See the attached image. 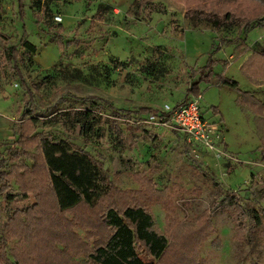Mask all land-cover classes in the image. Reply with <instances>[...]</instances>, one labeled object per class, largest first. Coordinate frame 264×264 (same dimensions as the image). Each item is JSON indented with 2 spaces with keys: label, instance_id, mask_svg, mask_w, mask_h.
I'll use <instances>...</instances> for the list:
<instances>
[{
  "label": "rangeland",
  "instance_id": "1",
  "mask_svg": "<svg viewBox=\"0 0 264 264\" xmlns=\"http://www.w3.org/2000/svg\"><path fill=\"white\" fill-rule=\"evenodd\" d=\"M210 12L230 19L192 25L194 14ZM250 19L260 26L243 31ZM253 50L264 53V0H0V264H93L87 253L107 231L108 198L93 210L56 207L37 160L42 136L92 154L113 187L138 189L123 193L126 204L153 218L166 255L176 248L171 223L207 212L212 232L195 261L264 264V72L253 73ZM208 58L211 73L237 88L210 78L188 94H200L218 156L134 111L180 101L190 70ZM83 110L87 119L76 113ZM84 123L92 125L86 135ZM24 167L30 176L17 175ZM148 189L168 190L166 212ZM225 190L254 217L256 231L240 240L216 203Z\"/></svg>",
  "mask_w": 264,
  "mask_h": 264
},
{
  "label": "trees",
  "instance_id": "2",
  "mask_svg": "<svg viewBox=\"0 0 264 264\" xmlns=\"http://www.w3.org/2000/svg\"><path fill=\"white\" fill-rule=\"evenodd\" d=\"M200 14L198 13L197 16L194 14L196 20L193 21L192 25L205 20L215 29L224 21L230 19L228 12H223L221 16L213 12ZM254 26H260L258 19L242 22L241 28L245 31L247 28ZM23 46L31 51L35 49L34 45L28 41H23ZM252 53L260 61L253 72L257 75L258 70L264 72L263 66L260 67V64L262 65L264 61V53L254 50ZM254 59L257 60V58ZM210 64L211 60L208 58L203 66L195 71L190 70L189 86L184 91L181 100H185L189 96V91L197 88L200 81H207L210 78L228 88H236V81L221 74H212ZM249 75L253 74L250 72ZM134 111L138 115L145 116L154 113L156 108L138 106ZM76 113L84 119L90 116V112L86 110L76 111ZM91 128L92 125L90 124H82V134L86 135ZM27 137H30V135L27 134ZM39 141V157L37 160H41L47 172V184L60 212L75 210L79 206H86L90 210L99 206L103 208L101 201L106 198H108L106 200H110L100 214L101 225L107 231L98 236L96 241L94 240L91 251L87 253V258L91 263L202 264V262L195 261L194 253L198 245L212 232L207 212L196 214L189 221L178 224L180 228H177L176 222L171 223L169 233L176 238V248L168 256L166 255L169 248L168 242L164 235L156 229L153 218L145 208L140 204H126L128 199L124 198L123 193L137 192L138 189H128L127 191L113 187L103 173L101 162L87 151L79 147H73L67 140L53 141L48 136H42ZM261 158H264V149ZM31 170L24 167V172L17 175L28 177L31 175ZM3 173V171H0V174ZM149 191H151L149 197L154 196L151 201H158L166 212L168 206L164 202L168 200L167 195H165L168 190L148 189L147 192ZM216 203L225 208L228 216H230L235 239L240 240L247 232L254 233L256 231L254 217L242 207L240 201L236 198L235 192L225 190L223 197ZM258 215H260L264 226V207L258 210ZM13 264L17 263L14 262Z\"/></svg>",
  "mask_w": 264,
  "mask_h": 264
},
{
  "label": "built area",
  "instance_id": "3",
  "mask_svg": "<svg viewBox=\"0 0 264 264\" xmlns=\"http://www.w3.org/2000/svg\"><path fill=\"white\" fill-rule=\"evenodd\" d=\"M59 18L58 15L54 17L55 20ZM199 99L200 94L195 92L185 100L173 104L162 102L154 113L142 116V122L180 131L188 141L195 142L218 156L221 150L216 147L217 140L212 135L211 126L200 115Z\"/></svg>",
  "mask_w": 264,
  "mask_h": 264
},
{
  "label": "crops",
  "instance_id": "4",
  "mask_svg": "<svg viewBox=\"0 0 264 264\" xmlns=\"http://www.w3.org/2000/svg\"><path fill=\"white\" fill-rule=\"evenodd\" d=\"M190 73V72H189ZM221 74V73H220ZM221 75H223V74H221ZM224 76V75H223ZM226 77V76H225ZM223 86H225V85H223ZM226 87V86H225ZM145 107V106H144Z\"/></svg>",
  "mask_w": 264,
  "mask_h": 264
}]
</instances>
